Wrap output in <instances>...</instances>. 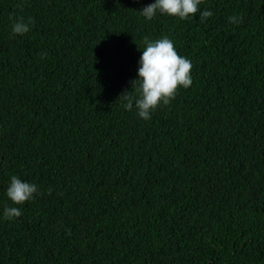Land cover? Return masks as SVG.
I'll return each instance as SVG.
<instances>
[{"label": "trees", "instance_id": "trees-1", "mask_svg": "<svg viewBox=\"0 0 264 264\" xmlns=\"http://www.w3.org/2000/svg\"><path fill=\"white\" fill-rule=\"evenodd\" d=\"M154 2L0 0V264H264V0ZM165 36L192 84L144 120L118 97Z\"/></svg>", "mask_w": 264, "mask_h": 264}, {"label": "clouds", "instance_id": "clouds-1", "mask_svg": "<svg viewBox=\"0 0 264 264\" xmlns=\"http://www.w3.org/2000/svg\"><path fill=\"white\" fill-rule=\"evenodd\" d=\"M202 0H155L144 7L140 14L148 21L152 20L157 13L166 16L178 17L186 20L199 13L200 22L203 23L213 13L209 10L200 11L199 5ZM243 18L238 16L229 17L233 24L242 23ZM31 18L27 22L21 17L12 25V36L24 35L30 31ZM146 45L139 58L137 78L130 82L132 91H124L118 98L124 101L123 107L131 111L133 106L136 114L144 120L151 119V114L161 105H168L177 95L179 88L191 86V61L181 56L168 37L157 40L144 39ZM47 54L44 53V56ZM51 188L48 189L51 194ZM37 193V186L19 179L16 175L11 176L6 196L14 205H21L33 199ZM18 207H5L3 218L11 221L21 216Z\"/></svg>", "mask_w": 264, "mask_h": 264}]
</instances>
